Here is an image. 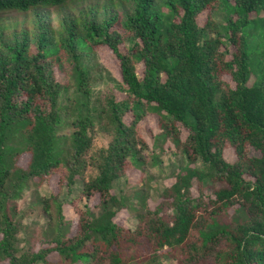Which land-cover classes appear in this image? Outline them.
Here are the masks:
<instances>
[{
	"label": "trees",
	"instance_id": "obj_1",
	"mask_svg": "<svg viewBox=\"0 0 264 264\" xmlns=\"http://www.w3.org/2000/svg\"><path fill=\"white\" fill-rule=\"evenodd\" d=\"M72 1L0 0V263L264 264V0ZM14 12L32 18L11 31Z\"/></svg>",
	"mask_w": 264,
	"mask_h": 264
},
{
	"label": "rangeland",
	"instance_id": "obj_2",
	"mask_svg": "<svg viewBox=\"0 0 264 264\" xmlns=\"http://www.w3.org/2000/svg\"><path fill=\"white\" fill-rule=\"evenodd\" d=\"M111 0H74L72 2L69 3V10L71 12H73L74 14H78L80 9H85L88 10L91 6H97V11H99V13L102 15V17L104 15H109L111 12L113 11H118L119 13L122 12V10H124L125 8H128V6H119L120 3L117 1V5L116 6H112L110 4ZM113 2L115 3L116 0H113ZM105 5V7H104ZM51 15L53 17L58 16V14L55 13H51ZM7 16V17H6ZM5 17V24H10V25H16L17 28H10L11 31H15L20 30L22 28V26H27L29 21L31 20V14H21V13H11V14H7ZM222 17V13L221 12H217L215 13V18H217L218 20ZM206 20V13H203L200 17H199V22L201 24H203ZM25 22V23H23ZM56 22V21H55ZM31 26V24H30ZM99 55L102 59V61L107 65L108 69L111 70L115 75H117L118 77L120 76V67H119V61L117 60V58L114 56V54L111 52L110 49H108L107 47H102L100 49ZM138 73L141 75L142 74V67L140 66L138 68ZM113 76L109 73V71L107 70V68L105 69V75H104V79L102 78V80H99L97 82L94 83L93 88L95 93L99 94L101 92V90L104 88L105 86V81H113ZM226 79H229V76H225ZM69 93L72 94V91H70ZM143 128H145V132H144V137L147 140V142L149 144H152V136H156V134L160 131V125L158 123L157 120V116L149 114L147 116V118L143 121ZM73 130V127L71 126V124L69 122H65L62 127L59 129V133L61 135H70L71 131ZM187 134V130H183L182 132V137H185ZM107 142V137L103 134H100L97 136L96 138V144L97 145H102V144H106ZM165 148V152L162 153L161 158H162V163H161V169L157 168V167H149L150 173L153 175V180H152V186L156 187L157 189L155 190H161L163 189L162 186H164V184H169L170 183V179L166 178L167 174H168V169H169V165L173 162L176 161L178 158V155H175L173 153L174 150V145L171 143V141H167L164 145ZM160 154V152H159ZM225 157L228 160H233L235 158V152L232 148H227L225 150ZM128 175L129 178L131 180V182L133 183H138L140 181L141 176H143V174H141L140 171L136 170V169H129L128 170ZM159 188V189H158ZM196 188V186H195ZM53 189L55 191H57V186H54ZM196 190V189H195ZM42 192H46L47 188L45 185L42 186L41 188ZM157 192V191H156ZM27 199H25L21 204L23 205L25 201H27ZM66 212L67 215L69 216V218L72 219V230L75 231L76 230V221H77V215L75 214L74 210L72 207L67 206L66 207ZM126 212L122 211L118 214L117 216V221L119 223L124 222L125 216H126ZM34 219V220H42V218L40 216H38L37 213H33L32 216L29 218V220ZM54 257V256H52ZM0 264H6V263H0Z\"/></svg>",
	"mask_w": 264,
	"mask_h": 264
}]
</instances>
